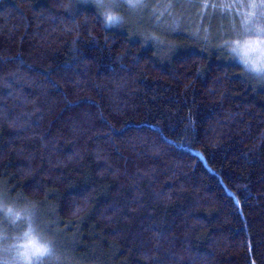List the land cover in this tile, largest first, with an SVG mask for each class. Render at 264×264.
<instances>
[{
  "label": "trees",
  "instance_id": "16d2710c",
  "mask_svg": "<svg viewBox=\"0 0 264 264\" xmlns=\"http://www.w3.org/2000/svg\"><path fill=\"white\" fill-rule=\"evenodd\" d=\"M238 1L143 0L105 28L80 0H0V204L43 224L54 264H264Z\"/></svg>",
  "mask_w": 264,
  "mask_h": 264
},
{
  "label": "rangeland",
  "instance_id": "374dc122",
  "mask_svg": "<svg viewBox=\"0 0 264 264\" xmlns=\"http://www.w3.org/2000/svg\"><path fill=\"white\" fill-rule=\"evenodd\" d=\"M82 3L97 6L98 0H80ZM143 0H139L142 5ZM110 2V0H104ZM119 11L123 15L135 11L137 8L127 7V0H118ZM255 3L257 7L251 5ZM235 5V3H233ZM237 5L243 6V18L240 22L230 20L228 28L230 33H237L238 40L232 49L237 56H243L244 46L257 40H264V8L259 7V0H239ZM98 7V6H97ZM124 17V16H123ZM125 18V17H124ZM123 18V19H124ZM123 21V20H122ZM241 37V38H240ZM0 211L4 214V220L12 226L11 231L0 230V264H54L53 248L50 252L37 254L35 248L46 245L43 224L37 222L26 211H11L8 206L0 204ZM8 218V219H7ZM20 230L22 226H24ZM46 233V231H45Z\"/></svg>",
  "mask_w": 264,
  "mask_h": 264
},
{
  "label": "clouds",
  "instance_id": "9594fccd",
  "mask_svg": "<svg viewBox=\"0 0 264 264\" xmlns=\"http://www.w3.org/2000/svg\"><path fill=\"white\" fill-rule=\"evenodd\" d=\"M104 6H98L100 9V20L105 28H111L122 22L123 16L119 11L120 4L118 0H110L104 2ZM127 7L133 8L131 0H127ZM109 17H112L110 20ZM235 51V49H229ZM237 62L244 69V71L257 80L264 81V40H257L244 46L243 56H237ZM51 243L41 245L35 248L37 254L41 252H50Z\"/></svg>",
  "mask_w": 264,
  "mask_h": 264
},
{
  "label": "snow or ice",
  "instance_id": "6c2138e0",
  "mask_svg": "<svg viewBox=\"0 0 264 264\" xmlns=\"http://www.w3.org/2000/svg\"><path fill=\"white\" fill-rule=\"evenodd\" d=\"M131 4H132V7L135 8V7H141L142 5L140 4L139 0H131ZM98 6H104L103 5V0H98ZM207 6V5H205ZM253 8L257 7V5L255 3H253L251 5ZM259 7L261 8H264V0H259ZM109 19L111 20L112 17H109Z\"/></svg>",
  "mask_w": 264,
  "mask_h": 264
}]
</instances>
